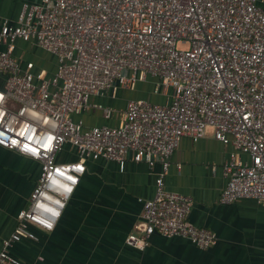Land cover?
<instances>
[{
  "label": "built area",
  "instance_id": "built-area-1",
  "mask_svg": "<svg viewBox=\"0 0 264 264\" xmlns=\"http://www.w3.org/2000/svg\"><path fill=\"white\" fill-rule=\"evenodd\" d=\"M16 40L53 54V74L33 71L32 62L22 68L13 55ZM0 46V146L40 164L28 205L2 241L0 264H26L8 248L36 239L30 225L53 229L85 171L83 158L112 160L120 169L127 159L161 164L128 245L143 249L157 233L211 246L216 234L188 220L191 197L164 186L170 156L184 135L196 141L211 131L232 144L221 203L244 198L264 204V8L257 0L25 2L15 23L0 25ZM147 76L170 89L167 103L130 99L116 126L85 127L74 119L90 107L110 117L112 110L91 96ZM66 143L78 160L57 159Z\"/></svg>",
  "mask_w": 264,
  "mask_h": 264
},
{
  "label": "crops",
  "instance_id": "crops-1",
  "mask_svg": "<svg viewBox=\"0 0 264 264\" xmlns=\"http://www.w3.org/2000/svg\"><path fill=\"white\" fill-rule=\"evenodd\" d=\"M40 1L0 0V25L15 23L23 3ZM257 3L264 8V0ZM13 55L22 68L32 62L33 71L47 76L55 71L56 57L32 41L16 40ZM4 80L0 74V88ZM170 92L147 76L129 88L114 86L102 95L91 96L92 103L112 110L110 117L98 107L73 117L82 119L85 127L116 126L124 118L128 100L164 104ZM233 149L232 144L215 139L211 131L196 141L184 135L163 178L167 190L191 197L188 220L216 234L208 248L201 249L181 236L157 233L143 249L128 245L125 239L141 220L142 201L154 194L161 164L149 166L127 159L120 169L112 160L83 158L85 171L53 229L30 225L36 239L13 242L8 252L26 264H264V204L244 198L227 204L219 201L226 184L223 166ZM240 157L248 159L246 154ZM57 159L76 161L79 157L66 143ZM39 170L37 160L0 146V250L3 239L14 230L18 211L28 205Z\"/></svg>",
  "mask_w": 264,
  "mask_h": 264
},
{
  "label": "snow or ice",
  "instance_id": "snow-or-ice-1",
  "mask_svg": "<svg viewBox=\"0 0 264 264\" xmlns=\"http://www.w3.org/2000/svg\"><path fill=\"white\" fill-rule=\"evenodd\" d=\"M13 143H17V141L13 140ZM25 148L28 149L29 151H32V152H38V149L31 148L30 145H28V144H25ZM61 174L63 175V173H61ZM69 179H71V177H69Z\"/></svg>",
  "mask_w": 264,
  "mask_h": 264
}]
</instances>
